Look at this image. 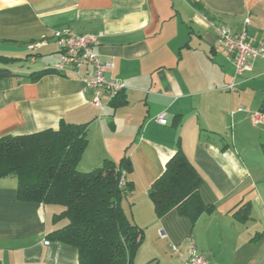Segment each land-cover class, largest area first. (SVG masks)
<instances>
[{
	"label": "crops",
	"instance_id": "obj_1",
	"mask_svg": "<svg viewBox=\"0 0 264 264\" xmlns=\"http://www.w3.org/2000/svg\"><path fill=\"white\" fill-rule=\"evenodd\" d=\"M244 19L251 41L264 43V0H0V57L17 60L0 61L8 71L0 78V137L87 124L77 171L128 157L134 189L121 205L144 233L135 264H181L168 245L185 257L187 240L206 264H264V124L251 122L264 106V59L234 79L211 26L238 31ZM62 29L97 37L92 52L112 62L105 77L125 85L124 105L100 111L73 76L25 78L59 62L52 33ZM41 39L47 45L30 52ZM162 113L165 125L156 121ZM177 144L211 208L194 223L175 209L157 218L147 196ZM16 188L15 177L0 179V264H78L75 249L46 239L65 225L51 220L62 207L20 203ZM246 205L247 219L237 220Z\"/></svg>",
	"mask_w": 264,
	"mask_h": 264
},
{
	"label": "trees",
	"instance_id": "obj_2",
	"mask_svg": "<svg viewBox=\"0 0 264 264\" xmlns=\"http://www.w3.org/2000/svg\"><path fill=\"white\" fill-rule=\"evenodd\" d=\"M193 6L204 12L201 4ZM0 61L17 60L0 57ZM50 72L53 71L47 68L25 78L36 82ZM6 75L8 71L0 69V78ZM121 93L110 101L115 108L125 103ZM86 128L87 124L60 122L56 130L0 137V179L16 178L15 196L20 203L62 207L51 220L54 224L64 221L65 225L47 233L46 239L75 249L78 264H135L144 233L126 217L121 205L134 189L133 183L126 179L133 172L132 163L125 156L118 163L104 160L88 173L77 171L87 146ZM180 150L177 144L161 177L147 190V196L157 218L175 209L194 223L211 208L199 200L201 179ZM248 208L246 205L234 213L237 220L247 219Z\"/></svg>",
	"mask_w": 264,
	"mask_h": 264
},
{
	"label": "built area",
	"instance_id": "obj_3",
	"mask_svg": "<svg viewBox=\"0 0 264 264\" xmlns=\"http://www.w3.org/2000/svg\"><path fill=\"white\" fill-rule=\"evenodd\" d=\"M248 25L249 20L244 19L243 25L238 31H231L226 26L211 24L216 32L219 45L223 47L234 65V79L249 72L253 61L264 59V43L257 44L251 41L246 33ZM96 38L87 34L78 35L68 29L54 31L52 41L59 49L60 60L51 67V70L58 75L73 76L80 80L84 85V91L92 93L91 104L102 111L110 101L124 91L125 85L119 80L105 77V72L111 70L113 64L109 60H102L92 52V46L97 43ZM45 40L41 39L39 42L29 45L28 50L33 52L46 46L47 41ZM235 83L233 81L228 84L226 89L233 90L236 87ZM102 95L106 97L104 101L101 99ZM251 120L254 125L264 124V106L252 113ZM156 121L160 125H165V114H160ZM120 185L123 186V180ZM159 235L161 238H165L163 233L159 232ZM44 244L48 246L49 243L45 241ZM168 249L170 254L181 264H206L192 240H187L185 257L174 244H169Z\"/></svg>",
	"mask_w": 264,
	"mask_h": 264
},
{
	"label": "rangeland",
	"instance_id": "obj_4",
	"mask_svg": "<svg viewBox=\"0 0 264 264\" xmlns=\"http://www.w3.org/2000/svg\"><path fill=\"white\" fill-rule=\"evenodd\" d=\"M122 124H123L122 128H123L124 126H126L124 120L122 121Z\"/></svg>",
	"mask_w": 264,
	"mask_h": 264
},
{
	"label": "bare ground",
	"instance_id": "obj_5",
	"mask_svg": "<svg viewBox=\"0 0 264 264\" xmlns=\"http://www.w3.org/2000/svg\"><path fill=\"white\" fill-rule=\"evenodd\" d=\"M120 94V93H119ZM113 101V100H112ZM110 103V102H109Z\"/></svg>",
	"mask_w": 264,
	"mask_h": 264
}]
</instances>
